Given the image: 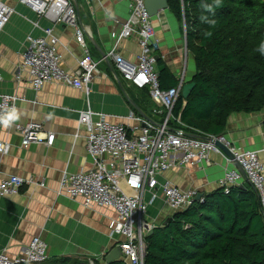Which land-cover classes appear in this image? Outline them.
Returning <instances> with one entry per match:
<instances>
[{
    "label": "crops",
    "instance_id": "1",
    "mask_svg": "<svg viewBox=\"0 0 264 264\" xmlns=\"http://www.w3.org/2000/svg\"><path fill=\"white\" fill-rule=\"evenodd\" d=\"M2 1L14 12L0 31V95L15 96L20 118L8 128L0 126V141L11 145L8 153L0 155V177L18 175L31 181L25 183L19 194L0 198V251L18 254L34 236H39L48 244V264L64 257L89 264L88 259L95 255L100 256L97 264H107L106 257L101 256L115 247L119 239L110 235L115 211L85 206L81 198L60 194L59 186L64 173H78L93 167L94 159L87 151L86 132L79 124L82 111L92 110L94 121L102 114L111 123H123L133 133L139 122L131 119V114L151 118L154 103L148 90L117 78L113 71L114 60L105 59L115 48L123 24L129 18V0H75L79 25L90 55L99 61L100 72L89 83L88 92L60 82H48L36 90L27 72H22V79L17 80L29 36H43L46 28H53L65 70L77 68L83 50L74 28L38 16L21 0ZM153 22L159 45L157 55L161 58L156 69L159 72L166 68L170 75L163 74L164 82H175L177 86L193 81L196 66L187 48L184 25L169 9L154 16ZM139 52L138 41L133 37L118 42L117 53L129 61L136 62ZM28 122L40 123L43 132H54V144L31 143L23 147L15 125ZM194 132L190 133L208 135ZM222 134L238 150L259 151L264 161V109L232 113ZM226 169L239 170L233 161L229 162L220 154H211L209 163L177 166L164 172L159 181H169L183 190L197 189L204 196L220 188L218 181ZM240 185L252 188L246 177ZM149 196V192L146 193V199ZM172 213L159 191L158 199L148 206L146 220L161 225Z\"/></svg>",
    "mask_w": 264,
    "mask_h": 264
},
{
    "label": "built area",
    "instance_id": "2",
    "mask_svg": "<svg viewBox=\"0 0 264 264\" xmlns=\"http://www.w3.org/2000/svg\"><path fill=\"white\" fill-rule=\"evenodd\" d=\"M38 16L45 17L54 24H62L75 29V37L83 54L73 71L62 67V56L56 47L57 39L53 28H46L45 35L28 38L22 53V61L16 74L22 79L27 72L30 84L39 90L45 83L60 82L79 90L89 91V83L99 72V61L93 59L79 25V8L75 0H21ZM130 15L123 24L115 48L105 59L114 60V74L127 84L139 89H147L154 103L151 118H130L139 122L136 132H130L123 123H111L101 114L94 121V112L82 111L79 124L86 132V146L93 157V167L78 173H64L59 193L71 198H81L85 206L111 208L116 216L110 223V235L118 236L115 242L127 264H144L146 237L149 231L159 226L146 220L148 206L159 197L161 191L164 202L175 211L184 210L196 202L197 189L183 190L169 181L160 182L159 177L177 166L210 162L211 154H220L229 162L233 161L224 151L227 149L242 167L226 169L218 185L228 193L230 188L240 185L246 177L256 192L264 214V161L259 151L238 150L224 134L193 135L186 130L180 117L173 115V109L181 94L183 83L164 88L156 69L158 60V40L155 38L153 17L145 6V0H129ZM14 9L0 0V31L9 22ZM133 37L138 41L140 52L136 62L129 61L117 53L118 42ZM2 75L0 73V80ZM15 96L0 95V114L15 107ZM2 126V124H0ZM21 134L23 147L31 143L52 146L54 132H43L37 122L16 124ZM78 136V132L76 133ZM9 143L0 141V155L10 151ZM26 180L18 175L0 177V198L19 194ZM44 186V183H40ZM149 198L146 199V193ZM202 200V199H201ZM107 254V253H106ZM106 254L101 257L105 258ZM100 256H92L89 264H97ZM48 244L39 236H34L24 251L11 255L0 251V264H48Z\"/></svg>",
    "mask_w": 264,
    "mask_h": 264
},
{
    "label": "trees",
    "instance_id": "3",
    "mask_svg": "<svg viewBox=\"0 0 264 264\" xmlns=\"http://www.w3.org/2000/svg\"><path fill=\"white\" fill-rule=\"evenodd\" d=\"M168 9L185 25L196 66L195 87L188 98L180 94L173 109L186 130L222 134L232 113L263 110L264 55L257 49L264 41V0H220L219 6L215 0H168ZM163 74L170 77L166 68L159 71L162 87L177 84H166ZM146 246L144 264H264V214L256 192L236 185L228 193H207L154 228ZM54 264L80 261L64 257Z\"/></svg>",
    "mask_w": 264,
    "mask_h": 264
},
{
    "label": "water",
    "instance_id": "4",
    "mask_svg": "<svg viewBox=\"0 0 264 264\" xmlns=\"http://www.w3.org/2000/svg\"><path fill=\"white\" fill-rule=\"evenodd\" d=\"M145 6L149 14L152 17H154V16L159 15L160 12L168 9V0H145ZM184 30H186L185 25H184ZM195 85L196 83L194 81L183 84L182 89H181V95L183 96V98L189 97ZM223 149L231 157V159H233V162L236 164L237 168L244 174L242 167L238 164L236 160H234L233 156L229 153V151L225 148ZM201 199H203V194L199 193L198 196L196 197V201H199ZM168 220H169V217L164 221V223ZM151 233H153V229L149 231L147 236H149ZM117 261H124V259H122V253H121L120 248L118 246H115L109 252H107L106 262L107 264H112Z\"/></svg>",
    "mask_w": 264,
    "mask_h": 264
},
{
    "label": "clouds",
    "instance_id": "5",
    "mask_svg": "<svg viewBox=\"0 0 264 264\" xmlns=\"http://www.w3.org/2000/svg\"><path fill=\"white\" fill-rule=\"evenodd\" d=\"M216 6H219L220 0H215ZM205 8H210V5H204ZM206 35H211V33H206ZM262 55H264V41H261L257 49ZM20 118V113L15 107L7 109L3 114H0V124L5 128L12 125L13 122Z\"/></svg>",
    "mask_w": 264,
    "mask_h": 264
},
{
    "label": "rangeland",
    "instance_id": "6",
    "mask_svg": "<svg viewBox=\"0 0 264 264\" xmlns=\"http://www.w3.org/2000/svg\"><path fill=\"white\" fill-rule=\"evenodd\" d=\"M190 60V59H189ZM145 218H146V216H145Z\"/></svg>",
    "mask_w": 264,
    "mask_h": 264
}]
</instances>
